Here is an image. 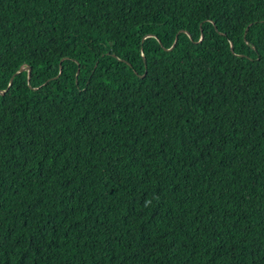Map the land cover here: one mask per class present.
I'll list each match as a JSON object with an SVG mask.
<instances>
[{
    "label": "trees",
    "instance_id": "trees-1",
    "mask_svg": "<svg viewBox=\"0 0 264 264\" xmlns=\"http://www.w3.org/2000/svg\"><path fill=\"white\" fill-rule=\"evenodd\" d=\"M0 264H264V0H0Z\"/></svg>",
    "mask_w": 264,
    "mask_h": 264
},
{
    "label": "water",
    "instance_id": "water-1",
    "mask_svg": "<svg viewBox=\"0 0 264 264\" xmlns=\"http://www.w3.org/2000/svg\"><path fill=\"white\" fill-rule=\"evenodd\" d=\"M229 49H230V51L232 50V46H231V45H229ZM23 71H26V72H27V74H26V78L28 79V78H29V69H28V68H21V69H19V70L17 71L16 74L21 73V72H23ZM60 71H61V68L59 67V69H58V74L60 73ZM58 74H57V75H58ZM76 74H77V71H76ZM10 81H11V79H10Z\"/></svg>",
    "mask_w": 264,
    "mask_h": 264
},
{
    "label": "snow or ice",
    "instance_id": "snow-or-ice-1",
    "mask_svg": "<svg viewBox=\"0 0 264 264\" xmlns=\"http://www.w3.org/2000/svg\"><path fill=\"white\" fill-rule=\"evenodd\" d=\"M177 39H179V38H177Z\"/></svg>",
    "mask_w": 264,
    "mask_h": 264
}]
</instances>
